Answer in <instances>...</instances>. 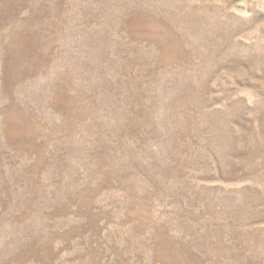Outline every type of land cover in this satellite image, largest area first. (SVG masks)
I'll return each instance as SVG.
<instances>
[{
  "label": "rangeland",
  "instance_id": "374dc122",
  "mask_svg": "<svg viewBox=\"0 0 264 264\" xmlns=\"http://www.w3.org/2000/svg\"><path fill=\"white\" fill-rule=\"evenodd\" d=\"M0 264H264V0H0Z\"/></svg>",
  "mask_w": 264,
  "mask_h": 264
}]
</instances>
